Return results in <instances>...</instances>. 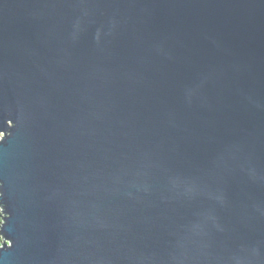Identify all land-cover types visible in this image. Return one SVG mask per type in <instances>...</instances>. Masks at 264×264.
I'll return each mask as SVG.
<instances>
[{
    "label": "water",
    "instance_id": "95a60500",
    "mask_svg": "<svg viewBox=\"0 0 264 264\" xmlns=\"http://www.w3.org/2000/svg\"><path fill=\"white\" fill-rule=\"evenodd\" d=\"M0 264H264V0H0Z\"/></svg>",
    "mask_w": 264,
    "mask_h": 264
},
{
    "label": "trees",
    "instance_id": "16d2710c",
    "mask_svg": "<svg viewBox=\"0 0 264 264\" xmlns=\"http://www.w3.org/2000/svg\"><path fill=\"white\" fill-rule=\"evenodd\" d=\"M0 213H1V211H0ZM0 225H1V217H0ZM0 244H1V237H0Z\"/></svg>",
    "mask_w": 264,
    "mask_h": 264
}]
</instances>
